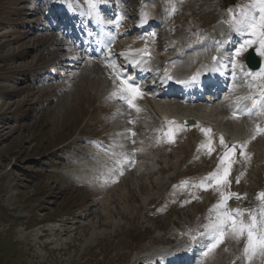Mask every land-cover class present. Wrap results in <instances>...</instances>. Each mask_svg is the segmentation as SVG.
Segmentation results:
<instances>
[{
    "label": "rangeland",
    "instance_id": "1",
    "mask_svg": "<svg viewBox=\"0 0 264 264\" xmlns=\"http://www.w3.org/2000/svg\"><path fill=\"white\" fill-rule=\"evenodd\" d=\"M33 1L0 0V257L6 258L0 263L144 264L152 256L160 260L175 249L196 247L193 264H248L243 254L245 238H233L229 229L223 242L208 252L214 241L205 226L215 221L214 207L221 202V192L232 194L227 209L233 213L240 210L245 222H250L249 213L259 218L264 135L254 134L250 123L234 121L237 118L221 111L220 104L230 96L227 90L216 96L203 115L206 122L193 119L194 128L185 123L180 131L178 124L163 126L156 108L166 100L158 97L153 82L162 59L171 61L172 66H192L204 62L206 45L212 46L210 52H217L218 43L227 34L237 38V48L245 39L255 41L248 32H234L224 23L235 18L232 22L239 28L241 21L258 17L252 0H247L243 17L235 16L233 8L229 10L232 16L221 11L220 3L234 0L144 1L156 13L161 29L155 37L158 40L147 43L153 48L151 64L156 70L149 79L134 83L144 97L135 101L140 111L133 109L141 127L133 142L140 153L136 159L130 149L135 145L129 146L128 132L133 128L129 115L121 113L120 99L110 98L118 91V83H110L109 73H105L109 94L96 91L92 79L103 71L98 72L83 56L76 60L74 53L79 52L62 46L58 31L46 29L49 24L43 20L49 3ZM106 3L102 22L109 29L105 34L117 52L124 50V57L131 43L145 38L135 30L138 0ZM167 39L177 47L188 39L190 51L180 57L175 52V59H169L171 52L164 46ZM258 47L254 43L249 49L256 53ZM236 49L226 57L223 53V71L239 68L243 72L249 49L239 57ZM257 57L264 68V56ZM16 69L27 73L19 74ZM234 81L229 83L232 95L237 88ZM263 82L250 79L241 88H257ZM1 97L9 98L6 106ZM185 108L181 113L191 109ZM17 109L20 111L15 113ZM260 118L264 121V115ZM200 124L213 129L214 134L206 137L195 129ZM169 127L177 130L172 143L165 135ZM161 130L164 134L156 136ZM221 137L227 148L247 142L248 158L241 156L237 147L230 184L217 188L213 177L226 150ZM71 138L78 139L55 150ZM209 139L211 152L206 147ZM108 147L114 150L107 159ZM12 157L16 164L6 173ZM101 163L108 164L109 171H101ZM11 253L17 256L14 261L9 260ZM252 264H264V258L257 255Z\"/></svg>",
    "mask_w": 264,
    "mask_h": 264
},
{
    "label": "snow or ice",
    "instance_id": "2",
    "mask_svg": "<svg viewBox=\"0 0 264 264\" xmlns=\"http://www.w3.org/2000/svg\"><path fill=\"white\" fill-rule=\"evenodd\" d=\"M89 2H91V0H89ZM251 7L258 12V17L251 16L250 18L246 19V22L241 21L242 27L237 28L236 31L238 33L246 31L257 39L255 41L253 39H245L240 47L235 50L236 57L242 55L254 43H258L259 45V47L256 49V54L259 56H264V0H252ZM106 66L114 68V65L109 64ZM236 66L237 65L233 63V67L235 68ZM247 75L251 77L253 81H264V68H260L259 71H250L247 73ZM116 76L120 81L118 91H113L110 98L114 97L120 99L127 104L129 109H134L135 111L139 112L140 109L136 105L135 101L142 98V90L138 85L129 82L128 77H124L118 72L116 73ZM192 79L195 80V77ZM181 83H189V81H181ZM259 87L264 88V84L259 85ZM257 105V99L252 98V108L256 109ZM259 112L261 115H264V102H260ZM239 115V112H234L233 118H239ZM202 131L206 137H210V129H203ZM176 132L177 130L174 127H169L168 131L165 133L169 143L174 142ZM255 134H264V128H261L259 125H257ZM252 138L254 139L255 135ZM220 142L221 145L226 148V150L220 157V165L218 166V170L213 177L214 185L217 188L230 184L228 177L231 173L232 165L235 162L237 147L240 149V155L246 159L248 158L245 151L247 142L238 146L233 145L231 148H227V146L224 144L223 137H221ZM211 143V139H209L208 144L206 145L209 152L214 150L211 147ZM237 183H239V178H237ZM205 190H207V186L205 187ZM220 195L222 198L221 202L214 207V211L217 213L215 221L205 226L206 229L209 230L212 240L214 241L208 248V252H211L223 242L226 232L230 229L233 238L237 240L241 238L246 239L243 254L248 264H252V260L257 255H259L261 258H264V192L259 193L257 197L262 202V207L259 210V218L256 214L249 213L248 215L250 216V222H245L242 219L244 213L240 212V210H236L235 213H233L231 210L227 209V201L233 198L232 194L221 192ZM235 195L237 199L240 198L239 194Z\"/></svg>",
    "mask_w": 264,
    "mask_h": 264
},
{
    "label": "bare ground",
    "instance_id": "3",
    "mask_svg": "<svg viewBox=\"0 0 264 264\" xmlns=\"http://www.w3.org/2000/svg\"><path fill=\"white\" fill-rule=\"evenodd\" d=\"M148 16H151V14L150 13H146ZM47 30H48V28H47ZM170 42V40H168V43ZM167 43V44H168ZM166 44V45H167ZM63 46V45H62ZM67 46L68 45H64V47H66L67 48ZM134 49H136V50H134V52L133 53H135V54H137V53H139V52H141V50H140V48L138 47V48H134ZM208 51V50H207ZM132 52V51H131ZM176 52H180V51H176ZM216 54V53H215ZM207 55H209V60L211 61V59H212V57H213V53H210V52H207L204 56H203V58H205V62H204V64L202 65V64H199L197 67H195L196 69H195V72H199V71H202L203 69H206V70H208L209 69V66L211 65L210 64V61H208L207 60ZM76 57V56H75ZM101 59V58H100ZM98 61H96V62H94V66L97 68V70H98V72H100V70L101 71H103V73H101L100 75L98 74V73H96L95 75H94V77H93V79H92V84H93V86L95 87V89H96V91H101L102 93H107L108 91L106 90V88H107V85H108V80H107V78L104 76V74L106 73H109L108 75H109V82L110 83H113V79H111V77H110V72H111V70H110V68L108 67V66H106L107 65V63H105V60H100L99 61V59H97ZM66 62L67 63H69V62H71V60H66ZM98 66V67H97ZM133 67L134 68H137V70H139V69H143V67H142V65L139 63V64H137V63H134L133 64ZM99 68V69H98ZM184 75H187V74H189V71H181ZM248 72H250L249 70H248ZM247 72V73H248ZM191 73V72H190ZM8 86H11V85H8ZM246 93H248L247 94V98H248V96L250 97V95L253 93V91H250V92H248V91H245L244 93H243V96L241 97V93H239L238 94V97H241L240 99H246ZM108 94H109V92H108ZM1 99H2V101L3 102H5V106L7 105V102H6V100H8L9 98H4V97H1ZM212 100L213 99H206V100H204V101H197V102H195L194 104L195 105H193L192 107L191 106H186V108H185V106H180L179 104H174V103H169V100L167 101H163V102H165V103H161L162 105L161 106H157V108H156V110H158V113H159V115H160V117H161V119H168V120H171V121H180V122H184V121H186V120H188V119H196L198 122H202V121H205V116H203V115H206L207 113H208V109L209 108H206L208 105H211L212 104ZM168 102V103H167ZM231 107H234V105L232 104V103H230L229 104ZM181 108H185V109H189V108H191L190 110H188V111H182L183 113H181ZM234 109H235V107H234ZM222 111V110H221ZM223 112H225V111H223ZM121 113H123V114H128V115H130V117H132L133 116V113L132 112H127V111H125V110H121ZM206 113V114H205ZM221 113V112H220ZM122 116V115H121ZM208 116V115H207ZM121 118H123V117H121ZM119 119V118H118ZM231 120H234V119H231ZM225 121V120H224ZM234 121H246V120H239V119H235ZM161 122V124H163V121H160ZM246 122H248V121H246ZM137 123H138V121L137 120H135L134 121V125H133V127H135V130H136V132L137 131H140V129H141V127L139 126V125H137ZM264 124H261L260 126H263ZM138 126V127H137ZM228 126V125H227ZM233 126H235V125H233ZM230 128V127H229ZM238 128V127H237ZM212 134V133H211ZM214 134V133H213ZM135 140L136 139V136L134 137V138H132V140ZM132 140H130V141H132ZM127 144H128V141H127ZM129 146H130V143H129ZM131 147V146H130ZM130 149H133V148H130ZM134 150H137V149H134ZM113 151H110V150H108L106 153H107V159L109 158V155L112 153ZM137 155V153L135 152V153H132L131 154V156H136ZM85 158H88V161L90 160V158L89 157H85ZM85 158L83 159L84 160V163H85ZM109 163H110V160H109ZM100 165H102L101 167L98 165V167H99V169L102 171V170H104L105 172H107V170L109 171V169H110V167H109V165L108 164H100ZM92 167V166H91ZM89 168V167H88ZM95 169H96V167H94ZM135 173H137L136 171H132V174H135Z\"/></svg>",
    "mask_w": 264,
    "mask_h": 264
},
{
    "label": "water",
    "instance_id": "4",
    "mask_svg": "<svg viewBox=\"0 0 264 264\" xmlns=\"http://www.w3.org/2000/svg\"><path fill=\"white\" fill-rule=\"evenodd\" d=\"M246 61L250 67L257 68L259 66L258 61L254 60V57H252V53H250V56L247 57ZM253 61H255L254 64L252 63Z\"/></svg>",
    "mask_w": 264,
    "mask_h": 264
},
{
    "label": "trees",
    "instance_id": "5",
    "mask_svg": "<svg viewBox=\"0 0 264 264\" xmlns=\"http://www.w3.org/2000/svg\"><path fill=\"white\" fill-rule=\"evenodd\" d=\"M0 253H2V252H0ZM10 256H11V257H10ZM9 257H10V258H9V260H10V261H14V260H15V258H17V256H16V255H14V254H12V253H11V255H9ZM0 259H1L0 261L6 260V258H5V259H3L2 257H0ZM8 263H9V261H7V262H6V261H4V262H1L0 264H8Z\"/></svg>",
    "mask_w": 264,
    "mask_h": 264
}]
</instances>
